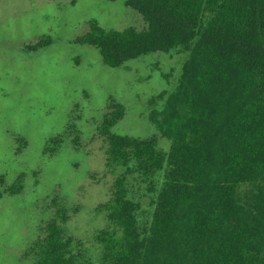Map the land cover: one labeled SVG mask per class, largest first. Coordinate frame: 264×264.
Here are the masks:
<instances>
[{
  "label": "trees",
  "instance_id": "16d2710c",
  "mask_svg": "<svg viewBox=\"0 0 264 264\" xmlns=\"http://www.w3.org/2000/svg\"><path fill=\"white\" fill-rule=\"evenodd\" d=\"M125 3L145 29L107 31L92 22L76 42L98 49L112 68L190 51L177 89L152 113L170 150L155 137L111 133L124 116L115 105L101 127L106 173L115 179L99 210L107 226L96 238L97 261L79 254L56 212L33 248V264H264V0ZM137 185L152 195L147 224ZM243 187L252 190L248 201Z\"/></svg>",
  "mask_w": 264,
  "mask_h": 264
},
{
  "label": "rangeland",
  "instance_id": "374dc122",
  "mask_svg": "<svg viewBox=\"0 0 264 264\" xmlns=\"http://www.w3.org/2000/svg\"><path fill=\"white\" fill-rule=\"evenodd\" d=\"M125 2L0 0V264H33V248L56 212L79 254L97 261L96 238L107 226L99 210L115 179L106 173L101 127L115 105L124 116L111 133L155 137L170 150L152 113L177 89L190 51L156 52L112 68L98 49L76 42L92 22L107 31L145 29ZM133 193L147 224L152 195L138 185ZM252 195L241 188L243 201Z\"/></svg>",
  "mask_w": 264,
  "mask_h": 264
}]
</instances>
